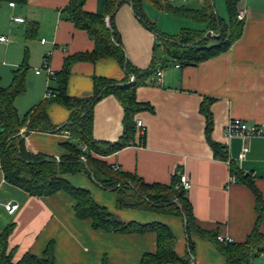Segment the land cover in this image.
<instances>
[{
  "label": "crops",
  "instance_id": "crops-1",
  "mask_svg": "<svg viewBox=\"0 0 264 264\" xmlns=\"http://www.w3.org/2000/svg\"><path fill=\"white\" fill-rule=\"evenodd\" d=\"M69 3L70 0H27L24 6L11 7L5 2L0 5V36L9 38L8 44L0 43V84L4 77H9L8 87L12 72L22 63L33 71L29 76L26 72L24 92L14 100L20 117L45 100L47 87H56L53 78L35 73L46 53L51 52V70L59 73L67 58L90 54L95 48L88 33L75 28L67 18ZM212 4L217 18L228 23L226 0H212ZM161 5L202 10L207 0H161ZM241 9L247 11L243 33L228 52L197 65H182L163 56L168 64L157 70L162 71L161 85H155L154 74L146 84L136 88V101L151 107L133 118L134 123L142 121L143 138L136 139L135 131L133 144L112 155L90 152L93 159L135 175L150 185L171 186L177 173L186 174L192 187L185 197L192 205L197 226L205 232H218L220 238L236 244L244 243L257 226V199L246 184L231 182L233 175L229 163L215 157L206 137L207 119L202 107L210 103L214 120L212 140L227 147L229 159L253 180L264 202V138L227 137L231 120L264 124V0H238L237 12ZM83 11L88 14L102 12L106 26L109 28V23L112 24L126 61L137 70L150 66L154 46L160 44L157 35L143 21L154 25L158 33L167 37L186 30L218 36L209 22L175 17L148 0L142 1L140 16L135 13L131 0H84ZM13 18H21L24 22L16 23ZM30 25H35V30L27 38ZM94 78L112 82L128 79L115 59L77 61L67 77V96L91 97ZM129 83H134L132 77ZM46 115L56 128L69 119V112L57 103L47 106ZM123 118L124 109L113 95L100 99L92 110L94 141L117 142L122 136ZM20 134L25 151L33 156L59 162L69 155L64 147L69 138L63 133L28 131L25 127ZM138 140L139 145L135 144ZM244 149L248 152L240 158ZM64 179L88 191L99 207L124 223L166 226L176 240V255L181 259L188 256V241L181 218L119 209L115 194L102 190L84 173L67 175ZM9 203L19 206L12 215L4 209ZM75 204L63 191L51 196L29 195L8 184L0 169V232L13 226L8 237V250H13L12 262L17 263L25 254L45 259L49 250L54 264H103L104 261L107 264H140L144 255L156 252L155 233L94 230L91 220L76 217ZM259 229L264 234V222ZM190 240L194 246L190 264H227L226 258L207 238L193 233ZM254 264H264V255Z\"/></svg>",
  "mask_w": 264,
  "mask_h": 264
},
{
  "label": "trees",
  "instance_id": "trees-1",
  "mask_svg": "<svg viewBox=\"0 0 264 264\" xmlns=\"http://www.w3.org/2000/svg\"><path fill=\"white\" fill-rule=\"evenodd\" d=\"M111 1V0H107ZM134 11L140 16L143 0H131ZM179 18H193L201 22H209L216 31L217 37L207 32L182 31L173 37L164 36L155 26L143 21L144 25L157 35L160 44L154 46L150 66L146 70L131 67L125 59L124 53L116 42V34L109 23L104 22L102 12L88 14L83 11L84 0H70L66 12L68 19L75 28L84 30L94 41L92 53L67 58L59 73H54L53 81L56 87L51 88L55 97L47 99L35 106L24 116L20 117L14 107V100L25 89V75L28 71L26 63H22L12 72V80L8 87L0 84V169L4 180L18 189L32 196H51L63 191L75 201V214L78 219H89L94 230L106 232H153L157 238V248L154 254H146L140 264H190L193 262L194 246L190 235L193 233L207 238L226 258L227 264H254L255 260L264 255V234L260 232V224L264 222V202L255 187L253 180L243 173L237 163L229 159L227 147L212 140L214 127L210 103L203 105L202 112L207 119L206 137L215 153V157L227 161L231 175L240 183L246 184L257 199L259 219L256 228L244 243L220 241L218 232H205L196 224L192 205L182 190H175L171 186L146 184L135 175L115 171L105 163L93 159L90 153H83L79 145H85L90 152L100 156H109L133 144L135 136L134 115L151 107L136 101V88L146 84L158 69L168 63L163 56L182 65H197L211 58L229 51L243 33L244 22L238 20V0H226L229 11V22L223 23L214 13L212 0H207L205 9L194 10L185 7L162 6L161 0H148ZM12 3L24 6L27 0H0L2 3ZM35 25H30L26 37H31ZM101 59H115L124 68L127 78L124 82H112L105 79H93V94L88 98H70L66 94L67 77L71 66L77 61L96 62ZM134 83L127 85L129 78ZM113 95L124 109L123 132L121 138L112 144L100 143L92 138V110L94 105L103 97ZM51 103L63 106L69 112L68 122L56 128L52 126L46 115V108ZM70 133L64 144L69 155L60 159L33 156L25 151L20 131ZM86 161L82 162L81 157ZM84 173L94 184L104 191L113 192L119 209H132L149 214H163L182 219L188 241V256L179 258L175 253L176 240L169 229L159 223L138 224L124 223L117 216L99 207L86 190L72 186L64 179L67 175ZM176 201L172 204V201ZM13 226H8L0 232V264H54L51 253L46 251V258L41 259L25 254L17 263L12 262L13 250H8V237ZM103 264H107L105 261Z\"/></svg>",
  "mask_w": 264,
  "mask_h": 264
},
{
  "label": "built area",
  "instance_id": "built-area-1",
  "mask_svg": "<svg viewBox=\"0 0 264 264\" xmlns=\"http://www.w3.org/2000/svg\"><path fill=\"white\" fill-rule=\"evenodd\" d=\"M10 6L13 7L14 4L10 3ZM246 18H247V11L245 9L239 10L238 20L240 22H245ZM12 21L16 23L24 22V20L21 18H13ZM0 43L8 44L9 38L6 36H0ZM41 43L45 44V41L42 40ZM50 55H51V52H48L45 54L41 69H37L35 71L37 75L40 73H45L48 79H52L54 77V72L51 70L50 64H49ZM176 67L179 68L180 65L177 64ZM153 81L155 82V85H161L162 83V71L161 70L155 73V77ZM55 96H56L55 92L50 87H47L45 91V100L52 99ZM135 128H136V136H137L136 139L143 138L145 130H144V125L141 120L135 121ZM63 135L66 138L70 137V133L68 132H64ZM227 137L230 139L235 138V137H239L243 139L253 138V137L264 138V124H248L239 119L231 120L227 126ZM135 144L139 145L140 144L139 140L136 141ZM80 148L83 153H90V150L87 148V146L82 144ZM247 152H248V149H244L240 158H244ZM85 159H86L85 156L81 157L82 162H85ZM113 169L115 171L118 170L117 167ZM176 175H177V178L175 179V182L173 184L174 189L178 191L182 190L186 194L189 191L190 187H192V184H190V181L188 180L186 174L177 173ZM237 181L238 179L235 176H233V178L231 179V182L235 183ZM18 208L19 206L17 204H12V203L6 204L4 206L5 211L10 215L14 214L18 210ZM219 240L232 242V240H229V239L225 240L224 238H220V237H219Z\"/></svg>",
  "mask_w": 264,
  "mask_h": 264
},
{
  "label": "rangeland",
  "instance_id": "rangeland-1",
  "mask_svg": "<svg viewBox=\"0 0 264 264\" xmlns=\"http://www.w3.org/2000/svg\"><path fill=\"white\" fill-rule=\"evenodd\" d=\"M29 43H30V44L33 43V40L30 41ZM1 66H2V65H1V61H0V68H1ZM41 66H42V61L40 62V65L36 68V70H37V69H41ZM36 70H35V71H36ZM32 72H33V71H32V67H31V68L29 67V68H28V71H27L28 76H29L30 74H32ZM43 74H44V73H43ZM8 75H9V74H8ZM8 83H9V77H7V78L4 77V78L2 79V82H1L2 86L6 87V86L8 85ZM24 98H27V97L25 96ZM20 100H22V99H20ZM20 111H21V110H20ZM93 183H94V182H93Z\"/></svg>",
  "mask_w": 264,
  "mask_h": 264
},
{
  "label": "water",
  "instance_id": "water-1",
  "mask_svg": "<svg viewBox=\"0 0 264 264\" xmlns=\"http://www.w3.org/2000/svg\"><path fill=\"white\" fill-rule=\"evenodd\" d=\"M131 83H129L128 85H130ZM92 182H94V179L92 178ZM176 203V201L174 200V201H172V204H175Z\"/></svg>",
  "mask_w": 264,
  "mask_h": 264
}]
</instances>
